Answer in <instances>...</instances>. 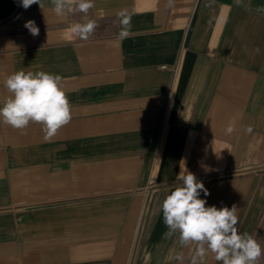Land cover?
Wrapping results in <instances>:
<instances>
[{"label":"crops","instance_id":"crops-1","mask_svg":"<svg viewBox=\"0 0 264 264\" xmlns=\"http://www.w3.org/2000/svg\"><path fill=\"white\" fill-rule=\"evenodd\" d=\"M258 7L264 0H94L87 17L73 10L61 19L50 0L43 9L0 0V105L5 79L23 69L59 74L72 111L50 141L39 124L21 131L0 123V264H219L210 253L198 257L196 244L181 246L178 233L165 238L162 202L181 170L203 182L207 206L236 205L239 233L259 243ZM121 9L132 19L123 41ZM85 19L95 31L71 37L67 28Z\"/></svg>","mask_w":264,"mask_h":264},{"label":"clouds","instance_id":"clouds-1","mask_svg":"<svg viewBox=\"0 0 264 264\" xmlns=\"http://www.w3.org/2000/svg\"><path fill=\"white\" fill-rule=\"evenodd\" d=\"M171 2V0H170ZM54 14L63 19L69 12L77 11L85 17L94 7V0H50ZM38 4L44 7V0H20V5L28 9ZM257 12L264 11L258 7ZM121 31L118 39L123 41L131 35L132 19L127 9L116 13ZM24 27L32 36L39 35L35 21L28 20ZM97 23L92 19L71 24L67 33L73 38L87 40L95 31ZM260 52L259 48L255 49ZM59 74L44 71L32 72L23 69L7 76L4 86L9 96L0 105V123L17 130H26L30 124L41 125L44 139L50 141L58 131L72 119L71 104ZM235 128L230 124L226 134L231 135ZM246 131H251V127ZM179 184L162 202L163 222L168 231L165 238L178 233L181 246L196 244V255L205 257L209 253L219 264H257L264 255V248L247 232L238 231V209L225 206H207L205 197L210 193L196 176L182 170L177 176ZM175 259L182 260V254Z\"/></svg>","mask_w":264,"mask_h":264},{"label":"built area","instance_id":"built-area-1","mask_svg":"<svg viewBox=\"0 0 264 264\" xmlns=\"http://www.w3.org/2000/svg\"><path fill=\"white\" fill-rule=\"evenodd\" d=\"M148 211V201L146 200L143 204V207H142V211H141V214H140V218H139V222H138V228H137V232L135 234V239H134V245H133V254L135 252V248H136V245L137 243L139 242V237H140V234H141V229L142 227H144V223H145V219H146V214Z\"/></svg>","mask_w":264,"mask_h":264},{"label":"rangeland","instance_id":"rangeland-1","mask_svg":"<svg viewBox=\"0 0 264 264\" xmlns=\"http://www.w3.org/2000/svg\"><path fill=\"white\" fill-rule=\"evenodd\" d=\"M262 228V233L258 235L259 237V244L262 246V248H264V216L261 217V219L259 220V226ZM257 264H264V255H262L258 261Z\"/></svg>","mask_w":264,"mask_h":264}]
</instances>
